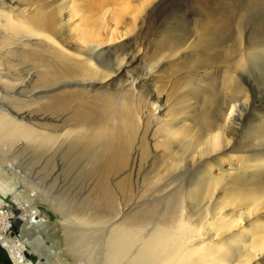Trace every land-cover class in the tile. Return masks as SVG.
Returning a JSON list of instances; mask_svg holds the SVG:
<instances>
[{
    "label": "bare ground",
    "instance_id": "bare-ground-1",
    "mask_svg": "<svg viewBox=\"0 0 264 264\" xmlns=\"http://www.w3.org/2000/svg\"><path fill=\"white\" fill-rule=\"evenodd\" d=\"M51 1L0 0V193L31 209L20 237L12 239L11 221L3 224L10 212L4 208L10 205L0 196V246L13 263L30 264L26 250L31 246L46 256L38 264H58L54 259L61 261L62 254L47 243L49 238L62 243V253L74 264H263L264 219L253 209L264 200V120L253 124L239 151L236 126L226 127L230 119L243 127L248 118L244 96L221 102L206 82L210 78L197 75L187 76L181 89L186 96L196 94L195 102L185 104L190 96L172 101V87H149L167 60L188 48L201 57L180 61L178 69H190L191 61L207 66L212 55L202 48L206 38L221 42L226 35L224 41L228 36L233 41L222 56L228 88L231 78L236 80L229 72L264 53L263 25L258 41L235 37L234 19L221 13L226 6L218 3L204 14L197 38L155 40V62L139 72L144 53L135 46L118 57L115 67L100 59L123 35L108 26L107 14L118 23L116 11L133 1L77 5L62 0L61 23ZM67 16L79 17L81 28L68 29L66 36ZM213 100L217 118L208 115ZM200 101L203 107L195 112ZM60 149L77 158L90 156L87 162L98 166L97 181L87 193L63 196L66 184L54 174L58 160L51 163L52 171L45 170ZM40 150L39 167L27 170L23 163ZM16 183L28 194L24 203ZM40 202L62 218L37 220Z\"/></svg>",
    "mask_w": 264,
    "mask_h": 264
},
{
    "label": "rangeland",
    "instance_id": "rangeland-1",
    "mask_svg": "<svg viewBox=\"0 0 264 264\" xmlns=\"http://www.w3.org/2000/svg\"><path fill=\"white\" fill-rule=\"evenodd\" d=\"M61 1L62 0L51 1V10L55 15H58L57 20L60 23L62 17L60 16L59 3ZM82 1L83 0H74V2L77 5ZM207 1L203 3L202 0H131L130 2H132V4H128L127 7L125 5L123 7L121 6L122 7L121 10L116 11L117 14H119L118 23H116L115 21L116 18L114 19L113 16H111V14L109 16L108 13L107 14V17L109 18L108 23H110L111 25H108V23L106 24L111 28L118 27L119 32L123 34L122 35L123 38L121 36L118 42H115L113 44L114 46L112 45L114 49L112 48L110 51L104 53V55L100 58L101 61L110 67H115L119 61V58L123 57L128 52L127 51L129 50L128 48H132L135 46L137 47V49H141L142 53H144L143 54L144 58L142 59V62L139 63L140 67L139 69L136 70L140 72V70L143 69V71H145L146 67L150 66L155 62V61L152 62L153 59L155 60V56H154V51H155L154 42H156L155 40L165 35H174V36L179 35L184 41L186 40V38L189 37L191 39L195 37L197 38V35H199L202 29L200 22H202L204 18V14L209 10V8H211V6H216L218 3H220L219 5L223 3V6L221 5L223 8L224 6H226L221 11V13L223 12L224 14H229V16H231L234 19L231 25V31L233 30L232 33L234 32L235 37L241 35V37H243V40L249 37L248 39L251 40L252 38V41L254 40L258 41L257 32H259L264 27V6H262L264 5V3L256 6L252 3L247 4L248 2L246 3L245 0H207ZM69 4L70 3L64 6H69ZM132 7L134 8L133 11L135 12L130 13L132 12ZM66 9L69 10V7H67ZM115 17L117 16L115 15ZM65 19L69 20V17L67 16L65 17ZM80 20L81 19L79 17H76L72 20H69V22H66L64 26V31L66 36L69 33L68 29L75 27L81 28ZM127 29L130 30L131 33L130 31L127 32L128 31ZM79 31H80L79 29L74 30L73 34L76 36L79 33ZM228 37L229 38L227 42L224 41L225 39H227L226 35L223 37L222 39L223 41L221 40V42H216L215 40L213 41L212 37L206 38V42L202 45V48H204L205 52L210 53L212 55L210 58L211 61L209 62V64H207V66H203L201 63H197L196 61L195 62L191 61L190 64L192 65V67L190 69H178L179 67H181L180 61L184 59L187 60L188 57H191V59H193L195 55L197 60L199 59V57H201L200 56L201 54L196 52L195 49L188 48L186 52H184L177 59L172 61L167 60V62L157 72V75L154 78V80L150 81L149 87L153 86L154 83H156L158 85H161L162 87H165V90L167 89L171 90L173 88L175 92L173 93L172 101L173 100L177 101V99H174L175 96H177L178 98L184 97L185 100H187L189 96L192 97L191 99L187 100V102L185 103L187 104L197 101L196 94H191L189 96H186L187 92L181 91V89L185 85V79L187 78V76H189L190 79V78H194L197 75V77L202 79L210 78V80L206 82H210L211 84H213V88H215L216 90L214 93L215 98L218 100L220 99L221 102H224L227 99L231 100L230 98H233L234 95L236 96V98L238 96L241 97L244 96L242 99L245 101V104L247 105L246 118L247 117L248 118L245 119L246 121L244 120L242 122L244 123L243 127L237 125V123H235V120L232 119L229 120V123L227 124L226 127L227 130L229 129V131H231V127L236 126L237 128L235 130L236 135L234 136L236 138L235 145L238 147L241 146L238 149L240 151V149L246 143V141L250 139V135L252 134L251 132L252 126H254L256 123H259V121L264 120V53H259V54L257 53L250 56L249 58H247V62L244 59L245 61L244 64L241 66V69L238 68L239 70L234 69L233 71L229 72L230 75L231 73H233L232 74L233 76L236 75L234 76L236 80H234L233 77L231 78L232 82L228 85L229 86L228 89L226 85L225 86L223 85V78L225 76H228L227 75L228 73L224 72L226 70L224 67L225 60L222 57L224 56L225 51L230 52L229 46L232 44L233 41L232 39H230L231 36ZM74 39H75L74 41H76V37H74ZM212 42H214L215 44H213ZM220 51H224L222 55L218 54ZM227 55L229 54L227 53ZM69 70H71L70 72H74V70L76 69H69ZM138 71L135 72L134 70L135 74ZM174 71L176 72L174 73ZM178 77H180L179 81L176 80ZM159 82H162V84H160ZM205 85L206 83L204 84V86ZM116 86H118V82ZM236 87L238 89L237 91H236ZM230 88H232V90ZM55 91H58V89L54 90V92ZM241 92H243V94ZM202 103L203 101H200V103H197V105L194 106L192 109L197 108V110L194 109V111L198 112V109L203 107ZM217 105H218L217 101L215 100L211 101L210 110L208 111V115H210V117L213 118L218 117L219 111L217 109ZM177 109H182V105H178ZM30 150H28L27 152H29ZM247 150H251V148H247ZM42 151L43 150H40L36 154L35 153L32 154L34 158L31 157L32 160L29 161L27 160L26 161L27 163L24 162L23 166L27 170H31L35 167L38 168L40 165V163L38 162L40 158L38 157L40 156V153H42ZM228 151L230 152V149ZM55 154H56L54 156L55 161H50L48 163L49 166L45 170L52 171L53 164L51 163H55L57 160L59 161L56 169L54 170V174L58 175L57 176L58 183L66 184L63 196L66 195L68 196L69 194H73V193H77L80 195L85 194L89 191V189L94 187V183L97 181L98 178L97 177L98 166H95L94 164L91 165L92 163L90 164L89 162H87L88 160L91 161L90 156L89 157L83 156L82 158H77L75 157V154L72 151L66 152V149H60ZM236 154L237 153H235V155ZM28 166H30V168ZM260 178H264V174H260ZM15 185L18 186V189L21 191L23 196H21L20 199H22L21 202L24 203L25 198L28 194L25 191V188L22 186L23 184L16 183ZM0 196L2 199H4V201H7L10 205L4 208L5 210L8 208L10 212L8 217L3 221V224L5 221H6L5 223L11 221L10 223L13 229L12 239H17L20 237V229L25 221L24 215H26L28 212L30 213L31 209L29 207H27V209L20 207L19 201L13 198L12 195L6 197L5 194L1 192ZM258 204H257L258 206L255 207L253 211L254 213L258 212V216L264 219V200L261 199L258 202ZM37 209H38L37 213L35 214V218L37 220L42 219L43 221L56 222L62 218V216L59 213L55 212L52 208L46 206L41 202L37 203ZM46 240L49 245L54 246V248L56 249H59L62 254L61 256L63 257V259H61V261H59V258L54 259L55 261H57L58 264H61V262L65 264H74L73 260L68 259L69 257L62 253L64 251V247L62 243H59L57 240V243L53 244L51 239L47 238ZM27 248L28 249L26 250V257L30 261V264H38L40 261L46 262L45 261L46 256L42 258L41 256L38 255V253L34 251V249L31 246H27Z\"/></svg>",
    "mask_w": 264,
    "mask_h": 264
},
{
    "label": "flooded vegetation",
    "instance_id": "flooded-vegetation-1",
    "mask_svg": "<svg viewBox=\"0 0 264 264\" xmlns=\"http://www.w3.org/2000/svg\"><path fill=\"white\" fill-rule=\"evenodd\" d=\"M0 264H12L8 253L0 246Z\"/></svg>",
    "mask_w": 264,
    "mask_h": 264
},
{
    "label": "water",
    "instance_id": "water-1",
    "mask_svg": "<svg viewBox=\"0 0 264 264\" xmlns=\"http://www.w3.org/2000/svg\"><path fill=\"white\" fill-rule=\"evenodd\" d=\"M12 264H14L13 261H12Z\"/></svg>",
    "mask_w": 264,
    "mask_h": 264
}]
</instances>
